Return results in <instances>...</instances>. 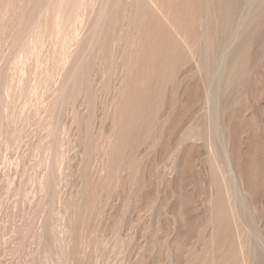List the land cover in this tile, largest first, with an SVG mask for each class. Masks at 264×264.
Listing matches in <instances>:
<instances>
[{
    "label": "rangeland",
    "instance_id": "374dc122",
    "mask_svg": "<svg viewBox=\"0 0 264 264\" xmlns=\"http://www.w3.org/2000/svg\"><path fill=\"white\" fill-rule=\"evenodd\" d=\"M0 264H264V0H0Z\"/></svg>",
    "mask_w": 264,
    "mask_h": 264
}]
</instances>
